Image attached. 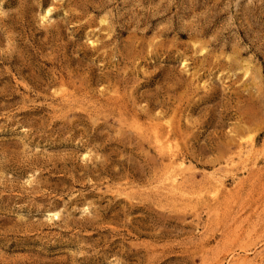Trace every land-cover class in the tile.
<instances>
[{
  "label": "rangeland",
  "instance_id": "374dc122",
  "mask_svg": "<svg viewBox=\"0 0 264 264\" xmlns=\"http://www.w3.org/2000/svg\"><path fill=\"white\" fill-rule=\"evenodd\" d=\"M0 264H264V0H0Z\"/></svg>",
  "mask_w": 264,
  "mask_h": 264
},
{
  "label": "bare ground",
  "instance_id": "6f19581e",
  "mask_svg": "<svg viewBox=\"0 0 264 264\" xmlns=\"http://www.w3.org/2000/svg\"><path fill=\"white\" fill-rule=\"evenodd\" d=\"M108 22H109V21H108ZM159 27H160V26H159ZM245 70H246V69H245ZM173 143H174V142H173ZM174 145H175V144H174ZM176 146H177V145H176ZM163 147H164V146H163ZM168 148H169V147H168ZM170 149L172 150V148H170ZM167 152H168V151H167ZM168 153H169V152H168ZM170 155H171V154H169V156H170ZM172 156H174V155H172ZM170 157H171V156H170ZM170 157H169V158H170ZM175 174H176V172H175ZM173 176H174V175H173ZM176 176H177V175H176ZM174 177H175V176H174ZM174 177H173V178H174ZM172 183H174V182H172ZM217 184H219V183H217ZM213 192H214V191H213Z\"/></svg>",
  "mask_w": 264,
  "mask_h": 264
}]
</instances>
